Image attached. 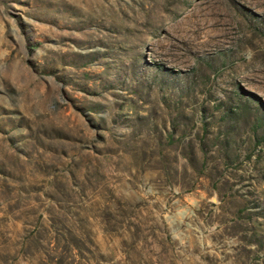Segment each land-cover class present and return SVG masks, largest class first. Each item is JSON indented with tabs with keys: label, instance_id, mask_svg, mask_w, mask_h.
Instances as JSON below:
<instances>
[{
	"label": "rangeland",
	"instance_id": "374dc122",
	"mask_svg": "<svg viewBox=\"0 0 264 264\" xmlns=\"http://www.w3.org/2000/svg\"><path fill=\"white\" fill-rule=\"evenodd\" d=\"M0 264H264V0H0Z\"/></svg>",
	"mask_w": 264,
	"mask_h": 264
},
{
	"label": "bare ground",
	"instance_id": "6f19581e",
	"mask_svg": "<svg viewBox=\"0 0 264 264\" xmlns=\"http://www.w3.org/2000/svg\"><path fill=\"white\" fill-rule=\"evenodd\" d=\"M220 1H215L192 24L191 32L199 37H205L206 46L216 47L221 45L227 36V16L221 11ZM226 42V41H225Z\"/></svg>",
	"mask_w": 264,
	"mask_h": 264
}]
</instances>
